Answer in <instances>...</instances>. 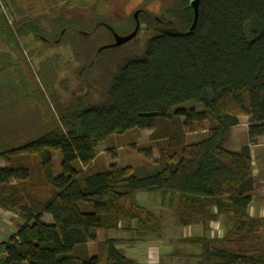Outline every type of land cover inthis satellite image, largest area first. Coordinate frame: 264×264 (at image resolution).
<instances>
[{
  "label": "trees",
  "instance_id": "1",
  "mask_svg": "<svg viewBox=\"0 0 264 264\" xmlns=\"http://www.w3.org/2000/svg\"><path fill=\"white\" fill-rule=\"evenodd\" d=\"M188 4L171 0L154 18L140 11V24L165 27L115 65L99 101L58 106L56 116L32 111L37 128L0 121V159L15 160L0 167V210L17 218L0 243V264H139L117 248L119 240H97L99 230L138 239L158 233L159 219L138 204V193L156 196L175 225L201 230L178 239L198 249L189 256L192 264H264V217L249 214L257 189L251 147L264 137V0H200L194 27ZM16 14L7 19L0 5V33L8 43L19 48L20 41L43 35L37 19ZM98 17L88 19L90 33L103 24L113 32L120 28ZM53 21L58 25L48 43L54 35L82 32L78 20ZM11 61L0 53V70ZM31 80L35 92L20 100L35 103L40 88ZM7 88L0 84V118L15 99L3 98ZM241 117L248 122L247 143L228 151L223 146ZM203 123L204 138L188 143L187 132ZM131 131L151 132L148 152L162 145L144 166L150 171L91 169L98 144ZM215 225L220 235H211Z\"/></svg>",
  "mask_w": 264,
  "mask_h": 264
},
{
  "label": "rangeland",
  "instance_id": "2",
  "mask_svg": "<svg viewBox=\"0 0 264 264\" xmlns=\"http://www.w3.org/2000/svg\"><path fill=\"white\" fill-rule=\"evenodd\" d=\"M171 0H0V5L7 19L12 20L16 14L14 3L21 7L23 15L29 14L32 19H37V26L43 30L41 37L46 38L52 33L53 26L58 24L53 21L57 16L80 22V31L70 32L65 37L53 36L50 43L38 39L27 38L20 41L22 49L21 57L14 54L0 42V53L7 52L12 62L23 61L25 67L40 88V95L35 103L34 100H16L13 104L2 110L9 123H16L25 129L27 122L30 127H36L39 119L32 118V111L42 117L47 115L44 109L57 115V107L73 104L75 107L87 103L99 101L110 79V73L115 65L128 54L138 53L145 40L154 35L160 26L156 28L153 24L141 23L136 37L130 42L112 48L98 51L100 48L113 43V35L108 27L97 28L90 33L92 24L88 21L94 15L104 19L107 23H118L119 27L113 26L116 34L125 36L134 29L133 24H126L134 20L133 14L137 10H144L152 18L159 16L161 9L169 5ZM53 7V10L51 8ZM94 14V15H93ZM15 17V16H14ZM139 19V16H138ZM14 20V19H13ZM53 22V24H52ZM11 23V22H10ZM122 25V26H121ZM13 26V24H11ZM94 26V25H93ZM92 26V27H93ZM51 27V28H50ZM24 33L28 32L27 25H23ZM92 29V28H91ZM52 36V35H51ZM20 56V54H19ZM33 100V101H32ZM32 101V102H30ZM10 102V101H9ZM8 102V103H9ZM32 103V104H31ZM50 123L53 121L50 114ZM41 125V124H40ZM248 122L245 117L239 119V125L232 130L229 139L224 144V149L238 152L240 147L247 143ZM17 127V126H16ZM206 123L200 125L195 133L187 132L188 143L201 141L205 136ZM20 131V130H19ZM148 131H131L121 135H114L98 144L96 157L91 163L92 170L105 169L110 165L117 167L132 165L134 167L150 166L158 158V150L161 143L154 144V148L146 150L149 142ZM264 149V147H262ZM254 149L253 155L260 157L255 161L257 169V189L253 194L254 206L264 207V150ZM147 154L150 155L147 156ZM59 155H55V163L58 165ZM22 162V160H19ZM14 159L5 162L0 159V165L13 164ZM58 172V167L54 170ZM138 173V172H137ZM135 200L143 208L155 213L159 219L158 233L144 239H138L128 232L99 230L98 238L103 240L105 236H113L119 240L118 248L127 256L139 264H192L189 256L198 254L196 248L178 243L179 238L191 235H201L198 227H180L174 224L172 213L163 207L157 197L147 193H138ZM0 216L6 222L0 231V241H5L10 232L15 228L14 214H3ZM132 226V225H131ZM221 234L218 226H214L211 235ZM90 252L95 254V245L90 243Z\"/></svg>",
  "mask_w": 264,
  "mask_h": 264
},
{
  "label": "flooded vegetation",
  "instance_id": "3",
  "mask_svg": "<svg viewBox=\"0 0 264 264\" xmlns=\"http://www.w3.org/2000/svg\"><path fill=\"white\" fill-rule=\"evenodd\" d=\"M138 16L140 14V10H138ZM137 16V19H138ZM151 18V15H149ZM140 25V23H139ZM104 27H107L106 24H103ZM3 35L0 33V37ZM5 39V42H7L6 46H8V49H11L14 51V54L18 57H21L22 49L19 47L14 46V44L8 43V40L5 37H2ZM41 39L45 42H47L46 38L41 37ZM16 42V41H15ZM48 43V42H47ZM18 45V44H17ZM20 54V56H19ZM10 57V56H9ZM12 62V61H11ZM0 84L7 85L8 84V90L4 92L3 98H6L7 95H13L14 101L19 100L22 95H30L31 92H35V88L33 86V82L31 80V77L25 67V63H23L22 59L21 61L14 62L13 64H8L6 69L0 70ZM30 92V93H29ZM8 95V97H9ZM6 101L5 99H3ZM8 102H5L3 105L6 106ZM3 107V106H1Z\"/></svg>",
  "mask_w": 264,
  "mask_h": 264
},
{
  "label": "crops",
  "instance_id": "4",
  "mask_svg": "<svg viewBox=\"0 0 264 264\" xmlns=\"http://www.w3.org/2000/svg\"><path fill=\"white\" fill-rule=\"evenodd\" d=\"M247 119V118H246ZM237 127V126H236ZM236 127H234L232 130H234ZM232 130H231V132H232ZM247 130V129H246ZM143 132V131H142ZM149 132V131H148ZM231 132H230V134H231ZM151 133V132H150ZM150 135V134H149ZM262 147H264V137H261V138H259L258 139V141H257V144L255 145V146H253V147H251V157H252V166H253V175H254V178H255V180H256V174H257V169H256V167H255V161H257V159L260 157V155H258V156H254L253 155V151H254V149H260V148H262ZM264 149L262 148V150L261 151H263ZM5 166V165H4ZM124 166H129V165H124ZM0 167H3V166H1L0 165ZM120 167H122V166H120ZM129 167H132L133 169H138L139 171H141L143 174H145V173H147L148 171H150V170H148V168H146V167H144V166H141L140 168L139 167H134V166H132V165H130ZM256 182H257V180H256ZM249 214L251 215V216H260V217H264V207L263 206H254V204H253V201L251 202V204H250V206H249ZM7 217V216H6ZM5 219H7V218H5ZM5 219H4V216L3 217H1L0 216V227H2L4 224H2V226H1V222H6L5 221ZM45 221L46 222H49V218L48 217H46L45 218ZM0 231H1V228H0ZM12 232V231H11ZM111 231H109V232H107V233H110ZM98 235H99V231L97 232V240L98 241H102V240H99V238H98ZM107 237H109V238H115V237H113V236H107ZM116 239V238H115ZM3 242V241H2ZM0 243H1V241H0ZM91 244H93V243H91ZM88 246V249H89V252L91 251L90 250V243L87 245ZM117 248H118V246H117ZM119 249V248H118ZM91 253V252H90ZM91 254H93V253H91ZM126 256V255H125ZM127 257V256H126ZM128 258H130V259H132V260H134L133 258H131V257H128ZM136 261V260H135ZM139 263V262H138Z\"/></svg>",
  "mask_w": 264,
  "mask_h": 264
},
{
  "label": "water",
  "instance_id": "5",
  "mask_svg": "<svg viewBox=\"0 0 264 264\" xmlns=\"http://www.w3.org/2000/svg\"><path fill=\"white\" fill-rule=\"evenodd\" d=\"M199 1L200 0H189L188 5L192 9L193 16H194L192 27H194V25L196 23ZM138 13H139V11L137 10L133 14V18L135 20V26H134V29L132 30V32H130L129 34H127L125 36H120V35L116 34L115 32H112L113 43L111 45L105 46L103 48L118 47V46L124 45V44L130 42L131 40H133L136 37V35L139 31V27H140L139 21L137 19ZM103 48H100V49H103Z\"/></svg>",
  "mask_w": 264,
  "mask_h": 264
},
{
  "label": "built area",
  "instance_id": "6",
  "mask_svg": "<svg viewBox=\"0 0 264 264\" xmlns=\"http://www.w3.org/2000/svg\"><path fill=\"white\" fill-rule=\"evenodd\" d=\"M0 211H2V212H3V214H5V216H6V212H4L3 210H0ZM0 258H1V254H0Z\"/></svg>",
  "mask_w": 264,
  "mask_h": 264
}]
</instances>
